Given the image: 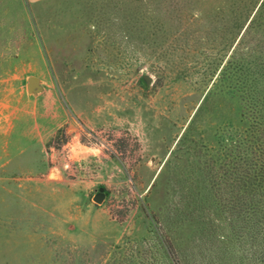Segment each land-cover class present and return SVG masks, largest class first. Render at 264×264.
<instances>
[{
    "label": "rangeland",
    "instance_id": "obj_1",
    "mask_svg": "<svg viewBox=\"0 0 264 264\" xmlns=\"http://www.w3.org/2000/svg\"><path fill=\"white\" fill-rule=\"evenodd\" d=\"M0 264H264V0H0Z\"/></svg>",
    "mask_w": 264,
    "mask_h": 264
},
{
    "label": "water",
    "instance_id": "obj_2",
    "mask_svg": "<svg viewBox=\"0 0 264 264\" xmlns=\"http://www.w3.org/2000/svg\"><path fill=\"white\" fill-rule=\"evenodd\" d=\"M143 80L145 81L147 85H150L152 83V79L148 76H143ZM27 87H28L29 92L39 91L41 90V82L36 77H30L28 79ZM105 199H106V191H105V188L101 187L97 195L94 197V202L101 205L103 204Z\"/></svg>",
    "mask_w": 264,
    "mask_h": 264
},
{
    "label": "crops",
    "instance_id": "obj_3",
    "mask_svg": "<svg viewBox=\"0 0 264 264\" xmlns=\"http://www.w3.org/2000/svg\"><path fill=\"white\" fill-rule=\"evenodd\" d=\"M43 1H45V0H28V2L31 4H36V3L43 2Z\"/></svg>",
    "mask_w": 264,
    "mask_h": 264
}]
</instances>
